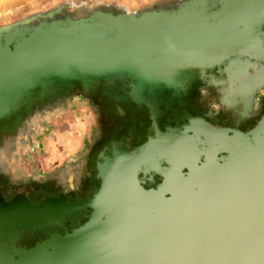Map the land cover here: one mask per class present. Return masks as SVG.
<instances>
[{"label":"crops","instance_id":"crops-1","mask_svg":"<svg viewBox=\"0 0 264 264\" xmlns=\"http://www.w3.org/2000/svg\"><path fill=\"white\" fill-rule=\"evenodd\" d=\"M236 10L227 16L212 11L173 12L165 19V30L163 23L146 26L150 17L131 15L123 25L128 33L122 39H117L119 28L112 26L105 45H100L99 37L93 39L95 51L89 62L84 47L71 58L74 63L65 62L61 77L52 74L47 78L50 87L45 96L22 104L16 96L3 97L0 207L4 212L7 203L15 207L38 196L52 205L64 203L70 195L80 197L87 191L85 181L102 180L98 163L92 177L86 172L87 157L97 148L94 129L102 124L114 127L110 132L114 144L120 129L116 119L129 126L130 115L144 118L142 126H137L141 130L147 125L152 135L128 152L144 158L140 165L165 166L158 168L162 183L153 191L202 192L203 183L219 188L239 179L245 172L239 166L247 163L245 150L261 146L264 138V57L259 55L264 52V14ZM150 25L154 34L147 36L152 38L138 40L135 30ZM155 37L158 44L152 45ZM88 73L99 79L93 80L99 85L95 92L88 88ZM76 85L82 89V102H87L82 104L79 136L81 130L73 118L80 111L69 107ZM123 85L133 86V91L122 92L118 87ZM151 85L158 88L152 92ZM106 86L110 88L104 90ZM146 101H157V107L152 109ZM88 107L94 115L88 114ZM89 133L92 145L87 140ZM125 173L113 179L123 175L117 180H124ZM145 174L139 179L151 175Z\"/></svg>","mask_w":264,"mask_h":264},{"label":"rangeland","instance_id":"rangeland-1","mask_svg":"<svg viewBox=\"0 0 264 264\" xmlns=\"http://www.w3.org/2000/svg\"><path fill=\"white\" fill-rule=\"evenodd\" d=\"M194 2L193 0H164L166 7H162V3L158 0H0V73L6 76L4 79H0V103L3 102V97L9 99L16 96L19 99L17 103L22 104V102L31 103L37 96L46 95L50 86L47 85L48 79L43 69L31 64H19L17 68L13 65L15 60L12 57H23L24 50L28 51L31 45L37 41L36 35L50 34L52 28L55 26L68 29L71 22H78L79 25L86 28H82V38L86 39L87 42L89 41L90 45L93 39L95 40L97 37H99L98 40L101 42L100 45H105L111 38L112 26H114L113 28H119V37L122 36L123 38V35L128 33L123 25L128 22V17L131 15L140 16L148 12L159 13L163 9L168 14L180 11L183 13H194L199 9L204 10L202 12L205 13L213 11L215 14L223 11L222 9L219 10L218 5L210 7V3H206L205 6L203 5L204 8L201 7L202 5L192 6L191 3ZM238 2V0H234L232 4ZM237 5L240 4H236V7L232 8L234 12L238 8L247 10L254 7L249 3L241 7ZM185 6H188L187 11H184L186 9ZM206 9L208 11H205ZM145 23L146 26L151 23L152 25L160 24L159 20L153 18H151L150 22L146 21ZM262 23L264 28V21ZM96 24L98 25L94 26ZM86 25L91 26L88 29ZM152 25H150V28L141 27L138 29L140 40L146 39L148 41L152 38L147 36L154 34V31L151 30V28H154ZM76 32L77 34L80 33L79 30ZM131 32L129 31V34L133 35ZM158 32L161 31L156 30V33ZM157 41L158 37H155V41H151V44L156 45L158 44ZM119 45L121 46V44ZM47 50H49V45ZM51 50L50 48L49 51ZM57 54L59 55L60 52H57ZM259 55L264 57V52ZM2 62L6 63L2 64ZM262 71L264 73V67ZM60 73L63 74V72ZM80 74L79 76L82 78V72ZM97 79L94 75L87 74L86 80L88 83H91V85H88V88L91 87L90 92H95L96 88H98L97 86L99 85H96L95 81H93ZM104 88V90H107L110 86ZM118 88L119 90H123L122 92L133 91V86L123 85ZM156 88H158L157 85L150 86L152 92ZM72 93L75 97L69 102V107L80 111V116L75 117V119L73 118L74 124L81 130L77 134L79 136L82 135V104L85 105L87 102H82L81 87L76 85L72 89ZM144 103L151 105L152 109H154V106L157 107L158 104L157 101H146ZM138 105L132 107L137 110L139 109ZM88 114L94 115L92 110H89ZM152 118L158 123L162 122V118L159 116ZM142 119L144 120L142 117L130 115L128 118L130 121L129 126L121 118L116 119L119 121L117 126L120 129L119 138H117L118 140L114 144L110 139V132L114 127L111 128L109 125L102 124L97 129H94V141L97 140V144H95L97 148L94 152L90 153L89 159L87 157L89 164L87 165L86 172L91 174L92 177V174L95 172L94 164L98 163L97 167L100 169L102 180L96 181L90 179L85 181L87 191L81 192L80 197L73 198L70 195L64 203L56 202L55 205H52L38 196L34 198L35 201L32 198H29V201L25 199L20 205L15 207L11 203H7V212H4V207H0V264H25L27 259L35 260L38 257H42L49 264V261L53 260L51 257L53 251L57 252L60 243L72 238L79 229L82 228V236L90 242L98 237V234L104 232L101 230L102 227L105 226L106 228L109 226L112 228L113 226H118L119 213H112L111 208L123 210V215L126 217L125 221L130 224L135 223L136 218L134 219V216H136L138 211L131 212L135 210V208H132L135 202H128L130 195L136 201L137 198L140 199L139 197L144 195L143 193L158 188L162 183L158 168H165L163 165H140L139 162L142 161L143 157L140 154L134 156L128 152L131 148L138 146L144 139L152 135L147 125H145V129L141 127V130L137 126H142ZM29 123L32 126L31 120ZM56 128L58 129L59 127ZM91 128L92 125L86 127L87 132H90ZM121 132L125 135L122 136ZM127 133L130 135L127 136ZM56 134L58 133L56 132ZM90 136L91 133L87 136L89 143L92 140ZM79 140L82 148V137ZM137 152L139 153V151ZM124 161H132L134 164H124ZM125 171L127 173H125L124 180H117V178L123 175H117L116 180L113 179L117 173L123 174ZM144 173L151 175L146 180L139 179L142 178V174ZM130 175L134 179L128 178V181L126 176L130 177ZM234 181H238L239 185L242 184L241 177L233 180V183H235ZM129 184L131 185L130 190L128 189ZM96 188H98L97 192H92ZM158 194L154 198L149 199L150 210L147 209L146 211L148 216L154 217L159 212L157 211L158 207H165L160 214H165L166 217L170 218V213L172 207L175 206V202H185L184 200L188 199L185 192H158ZM176 197L178 200H175ZM142 198L144 199V196ZM203 211L206 213H202ZM203 211L199 210L196 214L197 217H194V213H190L186 209H182L178 215H175L180 219L184 218L185 222L189 223L193 221L192 225L200 226L199 230L195 228L198 233L194 231L196 233L193 236L196 237V234H198V240L202 239L201 241H206L213 238V235L219 229L222 230L226 222H224L222 219L223 215L220 213L217 214L216 212L213 214L208 212V210ZM130 213H132L130 215L131 219L128 218ZM95 218L99 219L100 223L96 226H91ZM173 245L176 246V244ZM175 246L172 247L175 248ZM168 247L170 249V246ZM176 252V255H181L183 250L177 249ZM162 255L157 252H151L148 256L152 258H150L154 262L152 264H157ZM120 260L117 261L118 264H143L142 260L144 259L139 258L135 262L126 260L120 262ZM180 261L183 262L182 264H186L188 259L186 260L183 256ZM65 264L72 263L69 261Z\"/></svg>","mask_w":264,"mask_h":264},{"label":"water","instance_id":"water-1","mask_svg":"<svg viewBox=\"0 0 264 264\" xmlns=\"http://www.w3.org/2000/svg\"><path fill=\"white\" fill-rule=\"evenodd\" d=\"M88 55L90 57L91 54H88L87 51L86 58H88ZM64 56L65 55H63L62 60L69 64L70 60H72L71 57H69V55L67 58ZM59 57L60 56H58V58ZM52 58H55V60L53 59L50 61L49 58L47 64L51 62V69L54 70L53 75L61 77L62 74L60 73L58 58L57 56H53ZM54 63L58 64V68L53 67L55 66ZM244 156L245 155H243V157ZM250 156L253 158L252 154H250ZM251 159L246 160L248 163V178L247 176L245 177V170L244 173H240L241 185H239L238 181H234L235 183L232 181L229 184H226L229 186L221 184L219 188H216L217 190H222L228 196L230 195L231 201L227 200V204L229 205L226 212L220 213L223 214L222 219L226 222V225H224L222 230L219 229L218 232L213 235V238L206 241H201L202 239L198 240V234H196L197 238L193 236L196 232L198 233V231L194 229L196 231L195 233L192 231L187 234L190 236L188 238L190 239V241L188 240L189 242L176 243V246L173 245V242L168 245L157 243L156 240L159 237L152 238L156 244H150L151 241H149L150 246L149 244H145L147 242L144 241L145 238H135L131 241V239H129L131 227L138 228L139 224L136 221L133 224L126 222L123 210H120L119 208H111L112 213H119L118 218L119 221H121V227H119L120 225L116 227L113 226L112 228L109 226L105 228L104 226L101 228L104 232L102 231L103 233L98 234V237L93 240L90 239V242L82 236V228L79 229L72 238L60 243L57 252L53 251L51 256L53 260L49 261V264H65L69 261L72 264H118L117 261L120 259V262L123 260L135 262L139 258L144 259L142 260L143 264H152L154 262L151 260L152 258L148 256L151 252H157L161 255L164 254L161 256L160 261L157 264H182L183 262L180 261V259H182L183 256L186 260L188 259L186 264H264V192H262V190H264V161H261L259 156H257L255 161H252ZM242 190H247V192H242ZM152 192L154 191L143 193L144 195H142V197L144 196V199L140 198V201H135V204L132 207L135 208V210L131 212L134 213L140 208L147 211L148 207H150L148 204L149 199L159 195V191ZM185 193L188 197L186 201H191L189 200V193L198 194V192ZM199 193L207 195L208 192ZM240 196H245L247 201L240 200ZM130 197L132 198L133 196L130 195ZM194 199L195 201L197 200L196 198ZM174 205L176 208L180 209L179 204ZM182 209H186L190 213L198 212L199 210L203 211L204 204L202 201L196 202L193 205L192 210L186 202L181 210ZM146 211L144 214L140 215V218H142V216L145 218L153 217L148 216ZM227 212H229V215ZM132 213L129 214V219H131L130 215ZM134 217L136 218V216ZM99 223L100 220L95 218L93 219L91 226H96ZM199 227L200 226H197L196 228L199 230ZM116 228H118V230ZM120 232L126 234V236L118 235L121 234ZM167 242L168 241H166V243ZM171 245L175 246V248ZM168 246H170V249ZM177 249H182L183 253L181 255H176ZM36 254L38 253L36 252ZM25 264L47 263L42 257H38L35 260L27 259Z\"/></svg>","mask_w":264,"mask_h":264},{"label":"bare ground","instance_id":"bare-ground-1","mask_svg":"<svg viewBox=\"0 0 264 264\" xmlns=\"http://www.w3.org/2000/svg\"><path fill=\"white\" fill-rule=\"evenodd\" d=\"M162 3V7H166L165 6V3H164V0H158ZM195 1L194 3H191L192 6H196V5H202L201 7H203V5L205 6V4L207 3V1L205 0H193ZM211 2H208L210 4H212V7H213V4L214 5H218L219 7V10H223L222 13L225 14L226 16L227 15H230V13H236L232 10L233 7H236L235 5L236 4H240V5H237V6H245L247 5V3H249L250 5L254 6L253 8H249L247 9V11H253L254 12H260L264 14V0H238L239 2L238 3H235V4H232L234 2V0H210ZM219 1V2H217ZM241 2V3H240ZM247 2V3H246ZM189 4V2H188ZM186 9H184V11H187V8L188 6L186 7ZM204 8V7H203ZM259 9V11H258ZM202 11L204 10H201L199 9L198 11L194 12V13H203ZM205 11H208V9H206ZM238 11V10H236ZM246 11V10H245ZM211 12V11H209ZM241 12L243 13V10H241ZM213 13V11L211 12ZM168 12L163 9L161 10V12L159 11V13H152V12H148V13H143L141 15V18L143 17H150V18H153V19H157L159 20V23L162 24L161 22H163V26H161L164 30L165 28L168 29V27L165 25V22L168 23V21H166L165 19H168ZM263 18H264V15H263ZM160 19H161V22H160ZM169 20V19H168ZM264 21V20H263ZM78 24V25H77ZM98 24L94 25V26H97ZM91 26V25H89ZM89 26L86 25V27L89 29ZM82 28L86 29L85 27H82L81 25H79L78 22H71L69 24V28L68 29H63V28H60V27H54L52 28V31L50 34H40V35H36V42L32 45H31V48L28 49V51L25 49L24 50V53L22 55H24L23 57H12L14 60H15V63H13L14 66H16V68L18 67L19 64H31L33 66H36V67H39L41 69H43L45 72V74L47 75L46 78H50V76H52L53 74V69L52 68V65H51V62L48 63V59L50 58V61L51 60H55V58H52L53 56L58 58V56H60L57 60H58V64H59V69L61 72H64L65 68H67V65L65 63V61H63V55H65L64 57H71V58H75V52H77L78 54V51H81L82 48L86 47L87 50H88V54L90 53V57L88 55V62L92 56V52H94L95 50V43L92 41L91 45L89 43V41L87 42V44H85L86 42V39L82 38L83 34H82ZM80 31V33L77 34L76 31ZM138 29L135 30V33L134 34H138ZM84 33V32H83ZM119 38V40L121 39V36L120 37H117V39ZM138 40L140 38H137ZM49 45V50L50 48L52 49L51 51L47 50V47ZM60 52V54L58 55L57 52ZM50 54H49V53ZM55 55H53V54ZM49 56V57H48ZM52 58V59H51ZM91 60H94V58L92 57ZM75 60L73 61L72 60V63H74ZM6 62H2V64H5ZM92 63V62H90ZM58 64L56 63L55 66L53 67H57L58 68ZM81 64V63H79ZM48 65V67H47ZM0 79H4L6 76H3L2 73H0ZM245 156H246V159H251L252 156H250V154L253 155V158H257V156H259V159H261V161H264V138H263V142H262V145L261 146H257V148H249L247 150H245ZM251 157V158H250ZM244 158V157H243ZM242 166V167H241ZM240 167L245 171H246V174H245V177L249 176L248 174V163L244 164V165H241ZM128 180V178H127ZM129 181V180H128ZM202 184V183H201ZM130 185V184H129ZM214 184H209L207 185V183H203L202 184V192H208L207 195H203V194H200L198 192V194H191L189 193V200L191 201H186L187 199H185L184 201L185 202H175V204H179L180 206V209L176 208L175 206L172 207V211H171V217L168 218V217H165V215H161L160 213L164 210L163 207L157 209V211H159L158 213H156V215L152 218H145L142 216V218H140V214H144L146 210L144 209H138V213H136V222L139 224L138 225V228L136 227H131V230L129 232V239H139V238H145L144 241H147L145 244H149V241L150 244H156L154 243V239L152 238H155V237H159L156 241L157 243H160V244H164V245H168L169 243H187L190 241V239H188L190 236H188L187 234L190 233V232H194L195 228V225H192L193 221L191 222H185L186 220H183V219H180L178 218L176 215H178L179 211H181V208L183 207L184 204H186V202L188 203V206L193 210V205L196 203V202H200L202 201V203L204 204V210H209L208 212H211L213 214H215L217 212L218 213H221V212H226L227 210V207L229 204L228 201H231V196L227 195L225 192H223L222 190H217L215 187L212 188ZM200 186V185H199ZM210 186V187H208ZM129 190L131 188V185L128 186ZM236 188H239V187H236ZM127 192V191H126ZM223 192V193H221ZM242 192H247V190H242ZM262 192H264V190H262ZM243 196V195H242ZM240 196V200H243V201H247L246 197H242ZM139 198H142V197H139ZM196 198L197 200L195 201ZM246 199V200H245ZM175 200H178V198L176 197ZM228 200V201H227ZM135 202V199L134 197H130V199L128 200V202ZM136 201H140V199H136ZM243 205V204H242ZM244 206V205H243ZM251 206V204H250ZM149 209V207H148ZM150 210V209H149ZM198 212H194L193 216L194 217H197V214ZM204 213V211L202 212ZM206 213V212H205ZM204 213V214H205ZM176 214V215H175ZM225 214V213H224ZM227 214L229 215V212H227ZM223 215V214H221ZM200 216V215H199ZM177 217V218H176ZM135 218V217H134ZM207 218V217H206ZM121 221H119V225L121 224L120 223ZM123 223V222H122ZM122 225V224H121ZM121 225L119 227H121ZM118 230V228H116ZM133 229V230H132ZM121 234H118V235H121V236H126V234H123L122 232H120ZM198 237V235H197ZM196 237V238H197ZM163 238V239H161ZM128 239V240H129ZM166 240H168V242L166 243ZM189 240V241H188ZM135 243V242H134ZM149 244V246H150ZM134 245V244H133Z\"/></svg>","mask_w":264,"mask_h":264}]
</instances>
